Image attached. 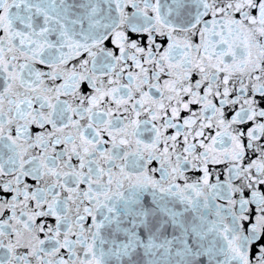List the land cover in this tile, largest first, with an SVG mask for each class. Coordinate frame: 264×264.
I'll return each mask as SVG.
<instances>
[{
    "label": "snow or ice",
    "instance_id": "obj_1",
    "mask_svg": "<svg viewBox=\"0 0 264 264\" xmlns=\"http://www.w3.org/2000/svg\"><path fill=\"white\" fill-rule=\"evenodd\" d=\"M0 264H264V0H0Z\"/></svg>",
    "mask_w": 264,
    "mask_h": 264
}]
</instances>
